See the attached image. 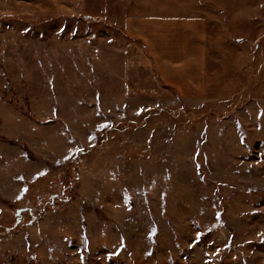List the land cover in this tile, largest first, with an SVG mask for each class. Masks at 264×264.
I'll return each mask as SVG.
<instances>
[{
	"label": "rangeland",
	"instance_id": "1",
	"mask_svg": "<svg viewBox=\"0 0 264 264\" xmlns=\"http://www.w3.org/2000/svg\"><path fill=\"white\" fill-rule=\"evenodd\" d=\"M145 1L0 16V264H264V0Z\"/></svg>",
	"mask_w": 264,
	"mask_h": 264
},
{
	"label": "crops",
	"instance_id": "2",
	"mask_svg": "<svg viewBox=\"0 0 264 264\" xmlns=\"http://www.w3.org/2000/svg\"><path fill=\"white\" fill-rule=\"evenodd\" d=\"M88 0H0V16H29L30 11H34L35 7L42 8V10L47 13L51 12H59L65 15H71L76 12V9L84 8L87 4ZM158 2L170 1L173 2L175 0H157ZM143 2H146L143 0ZM146 16L138 13L132 12L129 15H125L124 17V29L129 33L140 30L142 26L145 25ZM159 35L158 40L160 41L161 46L163 44H168V42H164L167 40L163 36L162 27L156 31ZM162 59V58H161ZM166 60V58L164 59ZM167 65V64H166ZM189 65H193L194 67H198L196 61H192Z\"/></svg>",
	"mask_w": 264,
	"mask_h": 264
},
{
	"label": "trees",
	"instance_id": "3",
	"mask_svg": "<svg viewBox=\"0 0 264 264\" xmlns=\"http://www.w3.org/2000/svg\"><path fill=\"white\" fill-rule=\"evenodd\" d=\"M86 20H89L88 16L84 17Z\"/></svg>",
	"mask_w": 264,
	"mask_h": 264
}]
</instances>
